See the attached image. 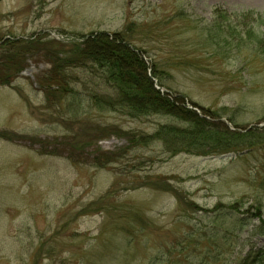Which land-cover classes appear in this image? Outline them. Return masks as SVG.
I'll list each match as a JSON object with an SVG mask.
<instances>
[{"label":"rangeland","instance_id":"obj_1","mask_svg":"<svg viewBox=\"0 0 264 264\" xmlns=\"http://www.w3.org/2000/svg\"><path fill=\"white\" fill-rule=\"evenodd\" d=\"M97 32H123L185 109L264 127V0L1 1L0 264H237L264 248V149L172 153L154 134L185 121L97 105L117 96L99 65L46 55Z\"/></svg>","mask_w":264,"mask_h":264},{"label":"trees","instance_id":"obj_2","mask_svg":"<svg viewBox=\"0 0 264 264\" xmlns=\"http://www.w3.org/2000/svg\"><path fill=\"white\" fill-rule=\"evenodd\" d=\"M253 15V12H249ZM247 14V15H248ZM258 43L263 42L261 31L253 36ZM33 41L27 40L32 44ZM17 52H21L17 49ZM9 56L10 62L18 59L20 54ZM144 51L133 47L123 32L92 33L88 39L73 45L71 51L62 56L61 50L48 52L46 55L55 57L56 67H75L77 63L92 61L101 67L107 83L115 87L116 98L96 97L97 105L107 109L125 111L128 115L138 116L146 114L171 115L189 124L188 127H175L170 124L161 125L154 134V139L164 141L165 146L172 153L189 152L201 155H218L241 152L245 149H264V127L250 128L248 132L234 131L220 124L210 122L193 111L185 109L177 100H170L168 94L156 89L154 75L144 63ZM19 55V56H18ZM20 58V57H19ZM60 63L59 65L57 63ZM25 69L21 65L15 69L19 74ZM10 81L5 80V84ZM52 88H54L52 86ZM180 100V99H179ZM0 132V138H4ZM8 138V137H6ZM238 229L248 224L239 221ZM256 233L264 236V220L255 225ZM237 264H264V248H259L252 256H245Z\"/></svg>","mask_w":264,"mask_h":264},{"label":"water","instance_id":"obj_3","mask_svg":"<svg viewBox=\"0 0 264 264\" xmlns=\"http://www.w3.org/2000/svg\"><path fill=\"white\" fill-rule=\"evenodd\" d=\"M3 1V0H0V2Z\"/></svg>","mask_w":264,"mask_h":264},{"label":"bare ground","instance_id":"obj_4","mask_svg":"<svg viewBox=\"0 0 264 264\" xmlns=\"http://www.w3.org/2000/svg\"><path fill=\"white\" fill-rule=\"evenodd\" d=\"M79 42V41H78Z\"/></svg>","mask_w":264,"mask_h":264}]
</instances>
